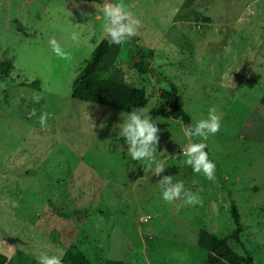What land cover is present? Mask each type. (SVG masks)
I'll return each mask as SVG.
<instances>
[{"label":"rangeland","instance_id":"obj_1","mask_svg":"<svg viewBox=\"0 0 264 264\" xmlns=\"http://www.w3.org/2000/svg\"><path fill=\"white\" fill-rule=\"evenodd\" d=\"M122 2L142 27L115 66L149 98L145 110L161 130L156 159L176 168L173 182L202 205L168 204L158 178L131 161L118 126L128 113L70 96L103 38V0H0V61L12 64L0 73V255L6 264H37L39 252L61 258L74 244L92 264H208L198 231L230 234L232 200L242 245L264 264V0ZM50 38L71 60L52 52ZM136 46L153 51L148 73L134 66ZM171 85L193 124L213 106L221 117L220 130L197 141L207 144L215 182L184 164L183 123L153 117Z\"/></svg>","mask_w":264,"mask_h":264},{"label":"trees","instance_id":"obj_2","mask_svg":"<svg viewBox=\"0 0 264 264\" xmlns=\"http://www.w3.org/2000/svg\"><path fill=\"white\" fill-rule=\"evenodd\" d=\"M96 2L98 0H85ZM193 0H185L182 8L188 7ZM186 19L187 16H184ZM122 46L109 45L103 39L94 48L89 59L85 62L75 78L71 98L73 100L101 105L114 110L128 113L135 108H146L149 98L144 89L127 84L118 73L115 63L119 57ZM139 60L134 65L142 72L150 70L153 51L136 46ZM12 69L10 62L0 61V73L7 74ZM162 106L153 112V117L181 121L185 127L193 125L191 116L181 107L177 90L171 85L169 90L160 93ZM264 107V93L260 99ZM176 168L164 171L162 175H175ZM159 179V177H157ZM231 218L234 224L233 231L222 237H215L205 229H200L197 234L196 245L207 254L208 264H253V258L244 248L241 235L244 231L237 206L234 201L230 202ZM230 243L241 246L245 257L233 248ZM62 264H92L84 253L74 244L70 245L61 257ZM7 257L0 255V264H6ZM104 264H131L124 261L107 259Z\"/></svg>","mask_w":264,"mask_h":264},{"label":"clouds","instance_id":"obj_3","mask_svg":"<svg viewBox=\"0 0 264 264\" xmlns=\"http://www.w3.org/2000/svg\"><path fill=\"white\" fill-rule=\"evenodd\" d=\"M99 6L102 7L104 15L103 39L107 40L109 45L122 46L125 41H130L138 35V30L142 27L141 21L133 16L122 0L120 3H117L116 0H111V2L110 0H103ZM74 7H78V5L74 3ZM71 39L78 40V35L73 33ZM48 43L58 58L71 60V55L64 51L55 38H50ZM0 88H6V85H0ZM41 98L39 94L32 96V99L37 103L40 102ZM148 113L144 108L132 109L126 118H123V122L118 124L120 135L127 144V156L131 158V161L143 162L145 174L151 173L153 176L159 177L157 184L161 189L162 199L168 204L183 200L186 205H202V200L197 194L185 188L183 181L174 183L171 175H162L165 171L164 163L157 160L155 155L161 130ZM35 115L36 111L33 109L29 118ZM48 119L47 112L39 116V123L42 128L48 126ZM220 125L221 117L213 106L209 109L207 118L182 129L184 136L189 140L183 149V154L186 157L184 164L190 166L194 173L203 174L207 180L213 182L216 180L215 163L208 158V153L205 151L207 144L197 141H206L210 135H215L220 130ZM103 126L101 124V127ZM132 168L134 170L135 165ZM36 259L37 264H62L60 256L49 255L43 251L37 254Z\"/></svg>","mask_w":264,"mask_h":264},{"label":"water","instance_id":"obj_4","mask_svg":"<svg viewBox=\"0 0 264 264\" xmlns=\"http://www.w3.org/2000/svg\"><path fill=\"white\" fill-rule=\"evenodd\" d=\"M110 2H111V0H110Z\"/></svg>","mask_w":264,"mask_h":264}]
</instances>
